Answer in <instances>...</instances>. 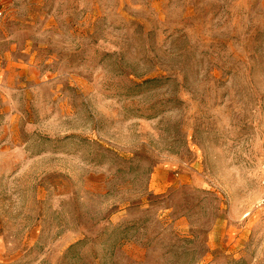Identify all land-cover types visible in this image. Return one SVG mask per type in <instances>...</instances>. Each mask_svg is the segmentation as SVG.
Returning <instances> with one entry per match:
<instances>
[{"label": "rangeland", "instance_id": "obj_1", "mask_svg": "<svg viewBox=\"0 0 264 264\" xmlns=\"http://www.w3.org/2000/svg\"><path fill=\"white\" fill-rule=\"evenodd\" d=\"M264 0H0V264H264Z\"/></svg>", "mask_w": 264, "mask_h": 264}, {"label": "built area", "instance_id": "obj_2", "mask_svg": "<svg viewBox=\"0 0 264 264\" xmlns=\"http://www.w3.org/2000/svg\"><path fill=\"white\" fill-rule=\"evenodd\" d=\"M257 208H264V180L261 182V196L257 202Z\"/></svg>", "mask_w": 264, "mask_h": 264}]
</instances>
